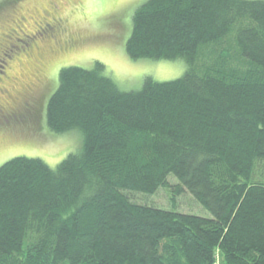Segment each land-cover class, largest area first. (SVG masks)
Wrapping results in <instances>:
<instances>
[{"label": "trees", "instance_id": "1", "mask_svg": "<svg viewBox=\"0 0 264 264\" xmlns=\"http://www.w3.org/2000/svg\"><path fill=\"white\" fill-rule=\"evenodd\" d=\"M126 50L187 69L130 91L100 60L60 70L47 123L83 144L0 166V264H264V0H147ZM170 175L212 216L128 194Z\"/></svg>", "mask_w": 264, "mask_h": 264}, {"label": "rangeland", "instance_id": "2", "mask_svg": "<svg viewBox=\"0 0 264 264\" xmlns=\"http://www.w3.org/2000/svg\"><path fill=\"white\" fill-rule=\"evenodd\" d=\"M146 1L0 0V105L18 111L9 120L0 116V166L14 157L28 156L54 168L81 149L79 129L56 133L47 123L48 102L59 86L63 67L92 68L100 60L106 74L124 91L139 90L147 78L168 81L185 73L183 59H135L127 53L133 14ZM46 22L61 23V31L54 35L40 28ZM70 38H75L74 45L61 50L58 45ZM38 72L39 81L34 77ZM29 83H34L32 88L27 87ZM169 183L153 194H128L138 203L212 216L189 191L174 194L179 183L175 176H169Z\"/></svg>", "mask_w": 264, "mask_h": 264}, {"label": "flooded vegetation", "instance_id": "3", "mask_svg": "<svg viewBox=\"0 0 264 264\" xmlns=\"http://www.w3.org/2000/svg\"><path fill=\"white\" fill-rule=\"evenodd\" d=\"M56 20H57V19H55L54 22H57ZM46 25H47V26H46ZM52 26H53V27H52ZM52 26L46 22V23L44 24V26H43V27H40V28H42V29L46 28V29H48V30H52V31H54V35H55V32H56V34H57V32L61 31V29H62V27H61V23H59V22L57 23V25L53 24ZM74 43H75V38H70V39H69L68 41H66L65 43L62 42L60 45H58V47H59L61 50H66V49L71 48V47L74 45ZM34 77H36V78L38 79V81H39V79H40V73H39V72L36 73V75H35ZM33 84H34V83H33ZM33 84H32V83H29V84H27V87L32 88ZM14 100H16V99H14ZM16 103H17V102H16ZM23 104H26L27 106H29V105L31 104V102H24ZM9 109H10V108H9ZM17 114H18V111H17V110H11V111H10V110H7V108L4 107L3 105H0V116H2V117H3V116H6L5 118H7V119L9 120V118L12 119V117H16ZM2 117H0V120L3 121Z\"/></svg>", "mask_w": 264, "mask_h": 264}]
</instances>
